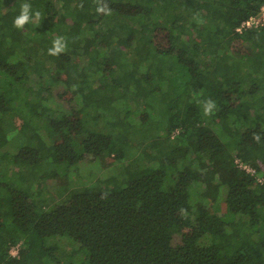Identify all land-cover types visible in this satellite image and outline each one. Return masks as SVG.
<instances>
[{
  "label": "trees",
  "instance_id": "1",
  "mask_svg": "<svg viewBox=\"0 0 264 264\" xmlns=\"http://www.w3.org/2000/svg\"><path fill=\"white\" fill-rule=\"evenodd\" d=\"M25 2L33 18L17 29ZM99 2L110 15L98 0H0V157L8 175L31 173L0 176V264L60 263L64 237L86 264H264V182L236 162L264 177V24L237 30L264 0ZM57 38L67 47L49 55ZM59 83L70 111L45 103ZM140 146L123 178L71 186L73 165Z\"/></svg>",
  "mask_w": 264,
  "mask_h": 264
},
{
  "label": "rangeland",
  "instance_id": "2",
  "mask_svg": "<svg viewBox=\"0 0 264 264\" xmlns=\"http://www.w3.org/2000/svg\"><path fill=\"white\" fill-rule=\"evenodd\" d=\"M179 70V69H177ZM108 81H110V78L108 79ZM65 83H59L57 85H54L52 88L51 93L48 94V92H46V94H48V98L45 99V103L57 110H64V111H70V106L67 102H65L62 98H60L59 93L65 90ZM170 90V89H169ZM164 92L168 91V90H163ZM167 96H165L166 98L171 97V95L168 93ZM173 96V95H172ZM161 98V99H160ZM157 100V99H156ZM77 104H81V98L78 97L76 100V105ZM169 105V100L163 98V95H159L158 96V109L163 112H165V110H167ZM159 110L156 111V109H152L150 110L147 109L146 112H149L151 114V122L150 123H157L158 117L156 116V114H159ZM88 113V112H87ZM139 115V114H138ZM138 115H136V120L138 123L141 122L140 117H138ZM164 129L162 127L158 128L156 130L157 135H162L164 134ZM148 137H145L143 135L142 132L137 131L136 134H134V139H136L137 141H141L142 144H144L146 141L152 139ZM27 141L22 139L20 140L19 146H23L24 144H26ZM21 144V145H20ZM13 145V143H12ZM2 149H0V153L2 154ZM19 151V149H18ZM9 155H7L6 158L11 159V157L13 156L11 153H8ZM129 158H126L122 161H119L118 164L112 165L110 167H103L98 161L96 160H92L91 157L82 160L79 164L73 165L71 167V172H70V179L72 181V187L76 186V182H78L80 180V176L82 177V180L84 183L86 184H105L106 181L112 177L115 176L117 179H121L123 178V176H125V172H126V165L130 162V161H135V162H142L145 159L144 156V152H143V147H134L130 153H129ZM144 162L147 163V161L145 160ZM126 163V165H125ZM65 165H60V168H63ZM9 169V164L6 160L1 159L0 157V176L1 179L7 183H12L14 185H21L23 184L24 180H21L22 177L27 178L31 176L30 171H21V173L15 174L12 177L11 175H8L5 171ZM51 186L52 189H54V191H56V189H59V185L55 182L52 181H48ZM225 187V186H224ZM38 188L37 184L34 185V189L36 190ZM226 191L227 188L225 187ZM223 189L222 192L225 190ZM53 191V192H54ZM45 195L46 196H50V193L48 191H45ZM206 203H208V199L205 200ZM61 202L60 197H58L57 201H54L53 204L50 206V210L54 208V206ZM56 237H52L49 240L53 241L55 240ZM69 239V240H68ZM71 240V241H70ZM73 240L70 239L69 237H64L61 239H56V243L60 245L61 249L58 252L59 258L61 259V262L58 263V261H55L51 264H86L87 260H85L83 262V258L85 259V250L81 253L80 251L78 252L77 249H79V244L72 242ZM83 254V255H82Z\"/></svg>",
  "mask_w": 264,
  "mask_h": 264
},
{
  "label": "clouds",
  "instance_id": "3",
  "mask_svg": "<svg viewBox=\"0 0 264 264\" xmlns=\"http://www.w3.org/2000/svg\"><path fill=\"white\" fill-rule=\"evenodd\" d=\"M82 6V5H81ZM98 14L110 15L111 9L108 8L106 3H100L98 0V6L96 9ZM41 13L36 11L34 13L35 18H39ZM33 18L32 5L30 3H23L21 5L20 14L14 19L13 24L17 29H23V27L30 22ZM67 47L66 42L63 41V38H57L52 42V47L48 50L49 55H59ZM203 113L205 116H210L213 114L216 104L215 101L209 99L203 100ZM253 140L257 143L260 141L259 134H253Z\"/></svg>",
  "mask_w": 264,
  "mask_h": 264
},
{
  "label": "built area",
  "instance_id": "4",
  "mask_svg": "<svg viewBox=\"0 0 264 264\" xmlns=\"http://www.w3.org/2000/svg\"><path fill=\"white\" fill-rule=\"evenodd\" d=\"M264 24V4L261 7V10L258 14H253L247 19L243 20L242 23L237 27V30L242 32L244 29L250 28V27H256ZM236 162L239 164V166L243 169H245L250 174L254 175L259 181L264 182V177L258 172L257 168L252 166L249 163H246L245 161L237 158ZM20 244H15L12 246L11 253L14 255L19 254L20 250Z\"/></svg>",
  "mask_w": 264,
  "mask_h": 264
}]
</instances>
